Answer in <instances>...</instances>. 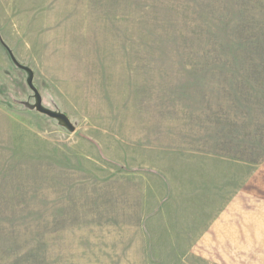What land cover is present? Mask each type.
<instances>
[{
	"label": "rangeland",
	"instance_id": "1",
	"mask_svg": "<svg viewBox=\"0 0 264 264\" xmlns=\"http://www.w3.org/2000/svg\"><path fill=\"white\" fill-rule=\"evenodd\" d=\"M0 40V264H264V0H0Z\"/></svg>",
	"mask_w": 264,
	"mask_h": 264
},
{
	"label": "water",
	"instance_id": "2",
	"mask_svg": "<svg viewBox=\"0 0 264 264\" xmlns=\"http://www.w3.org/2000/svg\"><path fill=\"white\" fill-rule=\"evenodd\" d=\"M23 69H26V68H23ZM27 71H28V75H29L28 81H27L28 86L34 92L35 97H36V102H35L36 111L42 115H45V116L51 118V119H55V120L60 121L61 123H63V125L67 129L72 131L73 126L70 123L69 119L66 117V115L61 114V113H57V112H54V111H51V110H48V109H45L42 107L40 95L38 94V92L36 91V89L33 87V84H32V73L29 70H27Z\"/></svg>",
	"mask_w": 264,
	"mask_h": 264
},
{
	"label": "trees",
	"instance_id": "3",
	"mask_svg": "<svg viewBox=\"0 0 264 264\" xmlns=\"http://www.w3.org/2000/svg\"><path fill=\"white\" fill-rule=\"evenodd\" d=\"M1 41V40H0ZM1 44V46L2 47H4L5 48V46L3 45V43H0ZM260 44V43H259ZM260 46V45H259ZM231 50L233 51V49L231 48ZM232 56H234V53L232 52ZM263 59H264V57H263ZM234 60H236V58H234L233 60H232V62H234ZM230 65H231V62H230ZM226 66V63H225V65H224V67ZM223 67V68H224ZM227 69H229L230 71H233L231 68H227ZM260 85V87H264V85H263V83H259ZM259 93L261 94V97L262 98H264V88H261L260 89V91H259ZM262 146V145H261ZM264 152V151H263Z\"/></svg>",
	"mask_w": 264,
	"mask_h": 264
}]
</instances>
